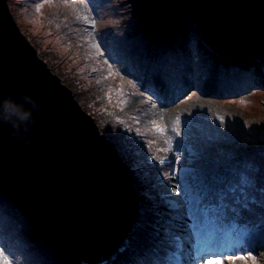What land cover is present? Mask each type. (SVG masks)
<instances>
[{
    "label": "trees",
    "instance_id": "1",
    "mask_svg": "<svg viewBox=\"0 0 264 264\" xmlns=\"http://www.w3.org/2000/svg\"><path fill=\"white\" fill-rule=\"evenodd\" d=\"M23 1L25 0H18V3L25 5ZM62 1H65V4L52 8L55 21L53 20L47 30L56 35L61 34V36L65 35L67 31H77L81 36L80 27L85 29L84 32L92 41V44L88 46L86 40L89 39H84L87 45L82 46L84 54H86L84 61L88 67V73H85L88 86H84L85 81L83 80L77 82L76 76L65 75L59 69L62 61L58 60V56L57 59L55 56L49 58L39 51L40 55L43 59L50 61L49 65L54 72L56 71L62 76L63 82L75 89L74 97L97 120L100 131L114 145L124 161L138 197L137 217L127 234L126 246L118 248L110 259L96 264H160L162 259H166L167 251L181 246L175 242L178 234L174 229L176 213L180 211V208L161 209L162 202L154 200L155 188L153 185L155 181L152 170L156 161L166 157L168 162L165 165H169L178 157L174 151L166 148L165 130L162 126H157L151 117L153 109H156L154 102L143 98L145 103L140 102L138 108L130 109L132 117L129 116L128 112H125L128 90L118 86V79L110 75L109 72L118 71V74L120 73L124 77L123 81H125L126 87L132 89L134 81L129 79L130 77L125 73L123 69L125 64L135 65L138 63L137 65L143 67L145 71H158L175 88L184 83V79L181 77L190 75L191 82L194 80L200 83L201 79L205 80L215 71L214 73L219 76L222 92L220 98H231L232 100L239 97V95H233V92L238 91L245 84H250L255 72L257 73L255 79L264 80V62L260 65L262 71H257L255 64L258 63V60L256 59L243 62L226 60L206 47H198L196 39L190 36V31L187 32L193 25L185 24L175 29L166 30L153 26L137 12L133 0H91L87 3L89 8L84 5L88 0H83V2L81 0ZM8 2L13 4V0H8ZM75 5H80V7ZM118 13L120 16L126 17L127 25L124 28H120L117 22L120 18ZM99 14L102 18L107 16L106 23L96 29L95 20ZM132 25L136 28L133 30L135 32L131 29ZM78 34L72 37L71 46L80 44ZM82 64H84L83 61L80 63L83 68ZM178 73L179 78L172 77ZM119 79L122 80V78ZM79 85L81 95H79ZM85 90L89 92L93 90L92 96H97L98 91L103 93L107 90L110 93L114 91L112 99L114 103L110 100L108 105L105 104L104 109L99 107L98 99H91L92 104H88L83 99L87 95ZM249 94L243 95L247 97ZM191 96L192 94H186L184 98L187 99ZM219 101H215L213 108L196 103L182 111L181 114H178L174 132L186 145H190L196 150H200V147L203 148L204 161L198 165L207 174L208 184L217 190L227 191L241 183L246 176L250 179L248 194L249 200L254 198L256 201L252 205L256 209L254 213L243 211L242 205L233 204V207H237L236 212L229 209L226 215L217 212H213L211 215L220 223L233 225L235 230L242 229L252 232L256 228L264 226V213L259 210L261 201L264 200V109L254 111L253 116L257 118L249 126L252 129L247 127L244 132L234 131L227 140L217 138L213 141L214 134L219 129V115L222 116V124L230 125L233 111H235L233 104L220 106ZM111 103L112 105H110ZM226 103L229 102L226 101ZM136 112L140 118L143 114L147 118L148 125L144 131L138 129L140 118L134 115ZM253 124L256 125L253 127ZM254 129L260 133V135L259 133L255 134V137H259L261 144L259 147L255 144L256 141L252 135ZM247 142H249L248 145L254 144V149L238 154V151L243 145H247ZM185 161L183 158V162ZM224 170L232 171L235 174L220 182L217 176ZM156 183L159 187L158 190H166V181ZM2 205L6 211L9 208V210H15L18 215L12 226L14 238L34 251H44L38 254L30 252L26 264H68L56 255L46 241H42L43 249H41L32 238L26 235L25 226L31 228L30 230L33 229L29 221L6 196L0 193V215L4 216ZM158 221H161L159 225H157ZM23 227L24 229H22ZM80 264L90 263L84 260Z\"/></svg>",
    "mask_w": 264,
    "mask_h": 264
},
{
    "label": "water",
    "instance_id": "2",
    "mask_svg": "<svg viewBox=\"0 0 264 264\" xmlns=\"http://www.w3.org/2000/svg\"><path fill=\"white\" fill-rule=\"evenodd\" d=\"M135 2L160 29L197 26L224 59L264 62V0ZM47 64L0 0V101L11 97L31 110L20 133L0 120V193L59 258L98 261L88 255L118 249L138 197L114 145Z\"/></svg>",
    "mask_w": 264,
    "mask_h": 264
},
{
    "label": "rangeland",
    "instance_id": "3",
    "mask_svg": "<svg viewBox=\"0 0 264 264\" xmlns=\"http://www.w3.org/2000/svg\"><path fill=\"white\" fill-rule=\"evenodd\" d=\"M90 1L91 0L85 1L86 4L84 5L87 8H89V4L87 3ZM23 2L25 3V5L21 4L20 2L18 3V0H13V4L8 2L7 0V4L15 22L17 23L23 34L27 37V39L34 45L37 55L41 57L40 52H42L49 58L55 56L57 59L58 56V60L62 61L59 65V69H61V71L65 75L76 76L77 82L81 80L85 81L86 83L84 82V86L87 87L88 81L86 80L85 73H88V67L86 61H84L86 60L84 59L86 57V54H84L82 46L86 44V41L88 42L87 44L89 46L92 44V41L84 32L85 29L83 30V27H80V31L82 34L81 36L77 33V31H67L65 32V35L61 32L63 34V36H61V34L56 35L50 33L49 30H47L53 20L55 21L53 13L54 9L52 8H54L55 6L58 7L63 3L65 4V1L25 0ZM133 2L136 4L135 0H133ZM69 4L71 3L69 2ZM71 5L74 6L73 4ZM75 6L80 7V5ZM136 10L143 17L137 4ZM97 16L98 18H96L95 20L96 29L101 28L103 25H105L107 17L104 16V18H102L100 14ZM117 22L120 28H124L127 25L125 16H120L119 21ZM150 24L153 25L152 23ZM131 29L133 31L136 28L132 25ZM189 31L190 36L196 39L198 47H206L204 45L205 40L202 37L201 30L197 26L193 25V27L189 28L187 32ZM75 34H78L79 42H81L79 45L73 44L71 46L72 43L70 41ZM87 38L89 40L85 41L84 39ZM82 61L84 63L82 64L84 70L80 65ZM238 61L243 62L248 60ZM48 62L49 63L47 64V66L49 67V69L59 76L62 83L66 84L62 81V76L58 72H54V70L51 68V66L49 65V60ZM137 64H125L123 67L125 73L130 77L129 79H132L134 81L132 82V89L126 87L125 81H123L124 77H122L120 73L118 74V71H110L109 74L118 79V86H122L124 89L126 88L128 90L125 112H128L129 116L132 117L130 109L138 108V104L140 102L145 103L144 99L149 100L152 103L154 102V104L156 105V109H153L151 117L153 118L157 126H162V128H164L165 130L164 133L166 135V139L164 140V142L166 148L170 149V151L172 152L174 151L176 153L174 154L176 155V157H178L174 161H170L171 163L169 165H165L168 162V159L164 157L163 159L156 161V163L153 165L152 170L154 173L153 180L155 181V186L153 185V187L155 188L154 200L156 202H162L163 206L161 209L165 208L166 210H174L180 208V211L176 213L174 229L178 234V236L175 238V242L181 244V246L167 251L165 255L168 264H178L177 256H179L180 259L183 260L189 250L193 247V240L191 238V225L194 219L193 205L195 202H198L200 198L201 187L208 184L207 174L204 172L202 167L199 166L200 163L204 161L202 154L203 148L200 147V150H196L192 146L186 145L176 136L174 132L177 124L178 114H181L182 111L193 106L196 103L210 106V108H213V106H215L214 104L217 100H220V106H230L231 104H233L232 106L235 108V111H233V118H231L230 121L231 127L230 125L222 124V116L219 115V129L216 130L213 137V141L217 138L227 140L228 136L231 135L234 131L244 132L246 131L247 127L252 129V127L249 126L251 125V122L256 121L257 118H254L253 116L254 111L257 109H264V80L259 79L260 81L258 82V79H255V77L257 76V73L255 72L252 76V81L250 84H245L241 89L233 92V95H239V97L232 99L233 103H231V98H220V96H222V92L219 83V76L217 75V73H214L215 71L212 72L211 76L205 78V80L201 79L200 83L194 80H192L191 82V80L189 79L191 78L190 75H188V77H181L182 79H184V83H181L180 87L175 88V86H171V83L165 80L158 71L148 72L143 70V67H140ZM261 64L262 63L260 62L255 64L257 71H262L260 66ZM172 77L179 78L180 75L178 73L174 74ZM119 78H122V80H120ZM66 85L71 88L72 94L74 96L75 89L68 84ZM184 89H186V91H183ZM251 89L252 92L250 93ZM78 90H80V85L78 87ZM92 91L93 90H90L89 92L85 90L87 95L83 97V99L87 101L88 104H92L91 99H98L100 102L99 107H103V109L104 107H106V105L109 104L110 100L112 101L114 96V91L111 93L108 90L105 91V93L98 91L96 93L97 96H92ZM81 93L82 92L80 90L79 95H81ZM186 94H192V96L185 99L184 97ZM243 94H249V96L245 97ZM104 99H107V101H104ZM226 101L229 102V105L226 103ZM78 103L81 105L80 101H78ZM112 103L114 102L112 101ZM112 103L110 105H112ZM81 107L84 109L82 105ZM118 112H121V110H118ZM134 115L140 118V115H138L137 112ZM108 116L110 119H112L110 114H108ZM92 118L99 128L97 120L93 116ZM146 119L147 118L144 114L142 118H140V125L138 126V129H140L141 131H144V129H146V126L148 125V121ZM254 125L256 124H253V127ZM258 133L259 132H257L256 129L254 132H252V135H254L253 138L256 141L255 144H257L259 147L261 146L259 137H255V134L257 135ZM246 144L247 145H243V147H241V149L238 151V154L249 152L255 147L253 143V145H248L249 142H247ZM183 158H185V162H183ZM232 174L235 173H232V171L228 170L221 171L217 176L218 181H225L230 176H232ZM162 179L167 182V185L165 187L166 190H158L159 187L157 186L156 182H164ZM2 207L4 216L0 215V264H26V259L28 258L30 252L38 254L40 252L43 253L44 251H34V249L26 247L25 245L20 243L21 241L19 242L18 239L14 238L12 226L14 224L15 218H18V215L15 213V210H9L8 208V210L6 211L3 205ZM186 209L189 210L187 214ZM160 223L161 221H158L157 225H159ZM22 229H24V227ZM30 229L31 228L25 226L24 232L27 236L32 238L41 249H43L41 244L42 241L45 240L35 231L34 228L32 230ZM129 230L130 229L127 230L126 236L122 239L121 245L118 248H123L124 246H126L128 236L127 234ZM261 235L264 236V226H260L252 232H248L242 229L235 230L233 225L220 223L217 219L212 217L211 213L205 214V216L198 223V236L196 237L195 241V248L197 250L198 256L196 264H264V244L263 246H258L261 240ZM213 245L214 253L208 250L212 248ZM188 246L190 247L189 249ZM256 246L262 248L258 250ZM114 254L115 251L112 253H108L107 255L98 258V261H87L83 258L77 264H80V262L84 260L89 262L90 264L104 262L105 260L110 259Z\"/></svg>",
    "mask_w": 264,
    "mask_h": 264
},
{
    "label": "snow or ice",
    "instance_id": "4",
    "mask_svg": "<svg viewBox=\"0 0 264 264\" xmlns=\"http://www.w3.org/2000/svg\"><path fill=\"white\" fill-rule=\"evenodd\" d=\"M83 2V0H81ZM251 184L250 179L246 176L241 183L231 187L227 191L217 190L214 186L206 184L201 187L200 198L195 202L193 212V223L191 225V238L193 240V247L189 250L183 260L177 256L178 264H196L198 259L197 250L195 248L196 237L198 236V223L205 216L213 212L227 214L229 209L236 212L237 207L241 206L242 210L248 213H254L255 208L252 207L256 203L255 199L249 200L248 188ZM264 213V200L261 201L259 209ZM160 264H168L166 259H162Z\"/></svg>",
    "mask_w": 264,
    "mask_h": 264
},
{
    "label": "clouds",
    "instance_id": "5",
    "mask_svg": "<svg viewBox=\"0 0 264 264\" xmlns=\"http://www.w3.org/2000/svg\"><path fill=\"white\" fill-rule=\"evenodd\" d=\"M25 99H28L27 97ZM34 104V102H33ZM35 106V105H34ZM31 116V110L25 108L21 102L9 97L0 101V120H6L13 124V127L20 133V124L27 121ZM28 131L27 127H24L23 132Z\"/></svg>",
    "mask_w": 264,
    "mask_h": 264
},
{
    "label": "bare ground",
    "instance_id": "6",
    "mask_svg": "<svg viewBox=\"0 0 264 264\" xmlns=\"http://www.w3.org/2000/svg\"><path fill=\"white\" fill-rule=\"evenodd\" d=\"M190 25V24H189ZM177 27H180V26H177ZM177 27H175V28H177ZM174 28V29H175ZM207 46L208 45H206V48H207ZM207 49H209L210 51H212V52H214L211 48H209V46H208V48ZM253 59H255V58H253ZM252 60V59H251ZM257 60V59H256ZM259 62V61H258ZM260 80H258V82H259ZM163 89H164V86H163ZM189 212V210L188 209H186V214ZM186 217V216H185ZM127 230H128V227L127 226H125L122 230H121V232L122 233H127ZM126 236V234L124 235V237ZM123 237V238H124ZM260 238H261V240H260V242H259V244H258V246H263V244H264V236L263 235H261L260 236ZM121 245V242H120V244L118 245V246H120ZM258 246H256V248L259 250V249H261L262 247H258ZM190 247L188 246V249H189ZM210 252H212V253H214V245H213V247L212 248H210V249H208ZM203 251H206V250H203ZM108 253H110L109 251H106V250H99V251H97V252H94V253H91V254H89L88 255V257H91V258H100V257H102V256H104V255H107Z\"/></svg>",
    "mask_w": 264,
    "mask_h": 264
}]
</instances>
